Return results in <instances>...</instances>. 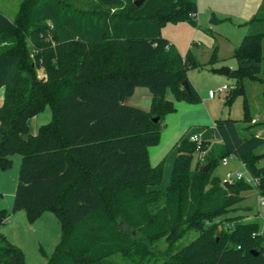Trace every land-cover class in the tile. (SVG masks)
Returning a JSON list of instances; mask_svg holds the SVG:
<instances>
[{
	"label": "trees",
	"instance_id": "trees-1",
	"mask_svg": "<svg viewBox=\"0 0 264 264\" xmlns=\"http://www.w3.org/2000/svg\"><path fill=\"white\" fill-rule=\"evenodd\" d=\"M135 1L29 0L28 17L48 20L58 43L45 58L43 80L13 43L22 22L0 11V38L9 43L0 52V168L20 154L12 210L24 209L30 223L52 210L60 221L45 264H264L257 213L253 219L237 213L250 209L240 205L243 191L264 196V164H257L264 150L256 152L264 135L253 129L259 122L243 89V78L264 80V0L230 54L236 65L227 73L233 82L222 103L240 95L241 117L213 120L219 141L201 140L202 160L194 164L196 143L183 134L161 190L155 186L163 158L152 165L147 146L158 141L165 113L175 108L165 88L176 99L199 102L186 69L203 65L190 49L182 56L159 28L167 19L194 23L197 0ZM214 50L207 62L215 60ZM142 85L151 92L148 110L123 102ZM45 105L51 118L31 134L28 119ZM229 155L255 177L254 185L238 178L222 186L210 174ZM7 215L0 208V225ZM193 230L197 235L176 249L175 242ZM162 239L166 246L159 251L154 243ZM0 264H27L21 248L1 232Z\"/></svg>",
	"mask_w": 264,
	"mask_h": 264
},
{
	"label": "rangeland",
	"instance_id": "rangeland-1",
	"mask_svg": "<svg viewBox=\"0 0 264 264\" xmlns=\"http://www.w3.org/2000/svg\"><path fill=\"white\" fill-rule=\"evenodd\" d=\"M259 0H197V15L195 22L190 20H164L160 26V34L171 44H174L180 54L184 56L188 49L197 63L203 66L188 65L186 75L192 86L200 96L199 102H187L176 99L169 87L165 88V97L172 102L174 110L168 111L163 117V124L158 141L147 146L150 163L157 164L163 158L162 177L155 186L165 189L169 183L174 158L176 154L175 143L184 134L185 137L198 135L201 140L213 142L217 134L213 127V120L221 117L238 119L242 114L241 96L236 95L226 106L222 103L223 95L233 82L230 75L215 74L210 71L212 67L224 65L233 69L236 65L235 58L231 57V50L237 45L244 34L249 31L246 21L255 12ZM29 0H0V11L14 21L21 24L20 37H13L16 47H22L24 59L27 63L34 64L35 74L44 79L43 65L45 58L50 56L58 45L51 23L34 21L28 17ZM213 17V18H211ZM251 30L256 27H250ZM262 53L264 55V38H262ZM9 47V43L0 38V52L2 48ZM214 50V61L207 62L211 51ZM54 60H51L53 62ZM221 84L227 86L218 92L216 89ZM246 103L251 116L256 122L253 129L259 130L264 135V80L243 78ZM3 86L0 87V94ZM52 111L49 105H45L40 112L32 116L28 121L30 133L33 134L40 124L48 122ZM264 150V145L257 149V153ZM192 163L197 161L195 151ZM20 154L10 155L11 163L8 167L0 168V208H5L8 215L0 232L11 242L16 244L25 255L27 264H45L52 254L53 247L59 239L60 221L52 210H44L35 219L34 223L28 222L24 210H12L14 187L17 181V170L20 162ZM198 164H201L198 162ZM258 165L264 164V157L257 161ZM211 175H216L219 181L230 182L237 180L236 173L240 172L246 177V171L239 159L233 155L226 157V162H216L212 167ZM246 195L240 201V205L249 206V210L239 209L246 219H253V213H257L259 226L257 231H264V213L257 210L255 189L242 192ZM258 211V212H257ZM259 213V214H258ZM197 233L193 230L183 235L175 242L174 247L186 244ZM156 249L162 251L166 246L164 239L154 243Z\"/></svg>",
	"mask_w": 264,
	"mask_h": 264
},
{
	"label": "crops",
	"instance_id": "crops-1",
	"mask_svg": "<svg viewBox=\"0 0 264 264\" xmlns=\"http://www.w3.org/2000/svg\"><path fill=\"white\" fill-rule=\"evenodd\" d=\"M2 95H3V92H2V94H0V103H1L2 98H3ZM123 102L125 104L128 103V104L135 105L137 107L144 108V109L148 110L150 103H151V92H149L148 88L144 85L135 86L134 89L132 90L131 94L126 95V97L123 99ZM31 118H29V119H31ZM29 119H28V121H29ZM27 124H28V122H27ZM29 129H30V127H29ZM256 133H259V130H256ZM218 141H219V137L217 136V139L213 142H218ZM174 160H175V158H174ZM149 161H150V155H149ZM22 210H24V209H22ZM24 212H25L24 214L26 215L25 210H24Z\"/></svg>",
	"mask_w": 264,
	"mask_h": 264
},
{
	"label": "built area",
	"instance_id": "built-area-1",
	"mask_svg": "<svg viewBox=\"0 0 264 264\" xmlns=\"http://www.w3.org/2000/svg\"><path fill=\"white\" fill-rule=\"evenodd\" d=\"M226 88H227L226 85L221 84V85L219 86V88H217L216 90H217L218 92H220L221 89H226ZM189 138H190V140H193V141L196 143L197 160L201 161V160H202V155H203V154H202L203 151L200 150L201 138H199L197 134H196V135H190ZM222 162H223V163L226 162V157H222V159H221V163H222ZM245 171H246V174H247L246 177H243L242 174H241L240 172H238V173H236L235 178H236V179H238V178H243L245 182L254 185L255 177H252V176L247 172L246 169H245ZM256 207H257V210H258V211L260 210L261 213H264V196L257 194V197H256ZM258 211H257V212H258ZM258 214H259V213H258ZM253 234H254V233H252V235H253Z\"/></svg>",
	"mask_w": 264,
	"mask_h": 264
},
{
	"label": "water",
	"instance_id": "water-1",
	"mask_svg": "<svg viewBox=\"0 0 264 264\" xmlns=\"http://www.w3.org/2000/svg\"><path fill=\"white\" fill-rule=\"evenodd\" d=\"M139 2H140V0H136V1H135V4H138ZM210 71H211L212 73H215V74H224V75H228L227 73H228L229 69H228V67H226V66H224V65H219V67H212V68H210ZM182 85H183L186 89L188 88L187 81H183V82H182ZM152 119H153V121H156V120L158 119V117H153ZM207 165H208V163L206 162V163L201 167L202 171H206V167H207ZM221 185H222V186H228V185H229V182H228L227 180L224 179V180L221 181ZM250 252L253 253V254H256V252L253 251V250H250Z\"/></svg>",
	"mask_w": 264,
	"mask_h": 264
}]
</instances>
